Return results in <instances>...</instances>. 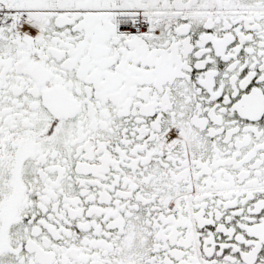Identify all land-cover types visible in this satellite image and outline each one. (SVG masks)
Here are the masks:
<instances>
[{
	"label": "snow or ice",
	"instance_id": "snow-or-ice-1",
	"mask_svg": "<svg viewBox=\"0 0 264 264\" xmlns=\"http://www.w3.org/2000/svg\"><path fill=\"white\" fill-rule=\"evenodd\" d=\"M0 264H264V0H0Z\"/></svg>",
	"mask_w": 264,
	"mask_h": 264
}]
</instances>
